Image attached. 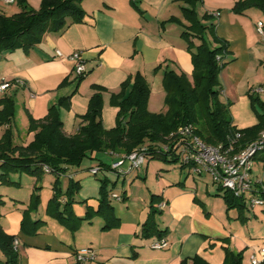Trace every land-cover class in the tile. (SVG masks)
Listing matches in <instances>:
<instances>
[{
    "label": "crops",
    "instance_id": "crops-1",
    "mask_svg": "<svg viewBox=\"0 0 264 264\" xmlns=\"http://www.w3.org/2000/svg\"><path fill=\"white\" fill-rule=\"evenodd\" d=\"M25 1L30 8L38 10L42 0ZM236 1L198 0L194 7L197 19L205 26H212L205 33L212 46L216 45L211 33L228 45V54L223 56L227 64L219 74V82L221 93L232 104L246 99L245 94L252 85H264V41L256 32V23L262 22L263 15L254 9L241 15L233 13ZM187 7L184 0H136L135 5L132 0H83L84 16L80 22L71 23L68 18L66 29L46 33L40 44L28 52L20 49L1 52L0 82L13 85L0 91V100L10 97L14 101V119L10 126L14 144L30 143L34 133L27 132L28 118L44 119L48 109L66 96L71 97L70 108L60 111L65 135L77 132L82 122L80 116L86 113L88 102L96 93L102 97V125L105 129L113 128L118 109L111 106V96L118 94L122 84L137 73L150 88L148 110L157 113L153 109V95L164 96V73L173 71L189 77L192 74L191 56L180 37L182 30L190 27L183 14V8ZM19 11L16 1L9 5L0 1V15L10 17ZM214 13L218 15L213 16ZM193 42L199 44L197 40ZM56 50L64 56L80 52L86 76L79 80L73 73L74 63L57 59ZM250 70L254 73L249 74ZM91 86L104 90L100 92ZM3 130L0 128V138ZM263 156L253 163L252 178L264 187ZM94 157L106 165L111 162L107 154ZM184 170L185 174L176 178L148 175L147 167L144 175L137 171L125 177H113L109 172L102 173L99 179L97 175L82 178L66 175L67 182L72 180L80 185L79 198L74 197L72 205V212L78 218L85 216L87 208L97 210L100 181L107 180L113 189L108 200L118 219V225L110 229L103 228L104 220L98 216L81 222L75 232L53 219L55 232L46 234L40 230L34 236H27L20 233L22 213L19 212L10 216L2 229L17 236L19 264H76L74 253L82 248L94 250L96 259L92 264H180L190 262L195 256L209 264H222L226 252L240 255L241 264H250L249 257L264 248V207L228 208L224 193L209 176ZM56 179L54 176L53 184ZM119 182L121 192L115 193ZM112 193L122 200H113ZM153 195L157 196L155 208L160 202L166 204L155 217L157 229L166 232L162 238L167 240L168 247L163 250L149 248L151 241L158 238L140 236ZM47 203L41 202L38 208ZM38 211L32 218L42 220ZM48 220V217L43 220L45 225Z\"/></svg>",
    "mask_w": 264,
    "mask_h": 264
},
{
    "label": "trees",
    "instance_id": "trees-1",
    "mask_svg": "<svg viewBox=\"0 0 264 264\" xmlns=\"http://www.w3.org/2000/svg\"><path fill=\"white\" fill-rule=\"evenodd\" d=\"M83 0H42L38 10L28 6L25 0H16L20 11L10 17L0 15V53L23 50L28 52L40 44L43 36L50 32H60L68 27L67 19L71 23H78L84 16ZM136 0H132L135 5ZM188 5L183 8L185 18L190 27L182 30L180 37L186 43V50L191 56V80L181 73L167 71L163 75L162 87L165 93L166 113L155 114L148 110L150 88L142 75L137 73L127 79L121 91L111 96V106L118 109L116 127L111 130L104 129L102 125V97L96 93L88 102L87 111L83 116L81 125L72 136L63 132V122L60 117L61 109L70 108V96L61 98L52 105L44 119L35 121L28 118V132H33V140L26 146L15 145L10 126L14 119V101L10 97L0 100V128L3 134L0 138V184H15L9 179L10 172H20L39 177L44 173L43 168L48 167L50 174L57 179L53 184V194L49 199L45 214L55 219L60 225L71 232L78 230L81 222L89 221L94 216L104 220V229L118 225L113 208L108 200L107 180H101L99 191V204L96 211L86 209L83 218L76 217L72 212L74 195L80 190L78 182L69 180L67 189L62 192L58 188L59 178L68 168L79 167L86 159L97 161L100 167L106 166L96 154L112 152L116 155H127L133 150L147 147L148 159H156L165 163H177V159L154 149L165 142V137L181 126L191 125L204 143L223 147L232 144L235 151L244 148L255 140L264 131V103H259L260 111L255 110L254 100L251 106L257 118V124L251 128L238 130L233 124L227 105L220 102L221 86L219 74L227 63L223 56L228 54V45L211 33L212 44L206 39L207 30L212 26H205L197 19L194 7L198 0H184ZM254 9L261 12L264 17V0H237L232 8L233 13L241 15L245 11ZM204 19L209 17L204 16ZM197 40L199 44H195ZM82 80V79H79ZM98 91L104 89L92 86ZM126 89H129L126 91ZM239 134V138L236 135ZM260 153L254 157L258 159ZM264 155V154H263ZM262 156V155H261ZM264 161V156L261 158ZM64 198V202L60 199ZM264 199V191L261 193ZM157 196H151V205L146 221L141 225L142 238H162L166 232L157 229L155 217L158 214L154 204ZM224 201L228 208L244 209L240 200L230 193H224ZM4 204L0 195V207ZM40 196L33 194L28 209L23 212L20 221V233L34 236L44 221L30 220L29 212L37 211ZM16 235L7 234L0 225V264H19V254L13 246ZM180 264H209L199 256H195ZM222 264H241L240 255L226 252ZM264 264V262H263Z\"/></svg>",
    "mask_w": 264,
    "mask_h": 264
},
{
    "label": "built area",
    "instance_id": "built-area-1",
    "mask_svg": "<svg viewBox=\"0 0 264 264\" xmlns=\"http://www.w3.org/2000/svg\"><path fill=\"white\" fill-rule=\"evenodd\" d=\"M4 4H13L16 0H0ZM214 13L213 16H217ZM256 32L264 41V23H256ZM55 57L60 60H70L74 63L73 73L77 78H84L87 74L85 62L80 52H73L64 56L59 50L55 51ZM11 82L1 81L0 91L4 92L12 87ZM20 86L23 83H19ZM258 89L257 91H262ZM239 134L236 138H239ZM165 142L158 147H153L158 151L172 156L180 163V167L187 169L194 175H207L212 183L216 185L223 193H230L235 199L240 200L243 205L249 209L263 208L264 199L261 193L264 187L252 178V166L254 157L264 149V131L258 136V139L249 143L239 151H235L232 144L226 147L222 145L212 146L204 143L195 135V130L191 125L179 127L174 132L165 137ZM147 145L133 150L127 155H116L112 152L107 153L111 157V162L104 166H95L89 169V174L96 176L99 173H112L116 177H125L131 173L137 172L148 159ZM125 167V168H124ZM44 172L49 173L48 167L43 168ZM115 201H121L122 198L112 193L110 196ZM166 207L164 202L157 205V210L162 211ZM13 246L18 248V240H14ZM168 247L165 238L153 239L149 245L152 250H163ZM76 264H92L95 262L96 254L91 248H82L74 253ZM250 264H263L264 248L258 253L249 257Z\"/></svg>",
    "mask_w": 264,
    "mask_h": 264
},
{
    "label": "rangeland",
    "instance_id": "rangeland-1",
    "mask_svg": "<svg viewBox=\"0 0 264 264\" xmlns=\"http://www.w3.org/2000/svg\"><path fill=\"white\" fill-rule=\"evenodd\" d=\"M262 22L264 23V17L261 18ZM254 71L250 70L249 74H253ZM189 80H191V76H187ZM253 84V83H252ZM92 89H94L91 86ZM258 89H263L262 91H257ZM154 97V105L153 109L157 110V113L155 114H165L167 109L165 105V94L162 97L160 94L153 95ZM246 99H243V101L232 104L231 101L227 103V99L223 96V94L220 95L219 100L224 105L228 106L229 114L233 120V124L236 126L238 130H244L247 128H251L257 124V118L255 115V112L251 106V99L254 101V108L255 110L260 111L259 103H264V85L261 83L254 84L250 87L249 90H247L245 94ZM150 98V96H149ZM162 99V100H161ZM149 101V99H148ZM118 113V111H117ZM117 116V114H116ZM253 119L251 123H248L251 118ZM253 122V123H252ZM248 124V125H247ZM252 124V125H249ZM19 124H17V127ZM116 127L115 126L113 128ZM111 128V129H113ZM105 129V128H104ZM106 129V130H111ZM22 131V130H21ZM28 132V129H27ZM21 133V132H20ZM29 133V132H28ZM74 135V134H73ZM259 136V135H258ZM258 137L255 139L257 140ZM253 140V141H255ZM252 141V142H253ZM251 143V142H250ZM29 144V143H28ZM249 144V143H248ZM247 144V145H248ZM246 145V146H247ZM245 146V147H246ZM264 153H260L259 155H263ZM255 162V161H254ZM96 161L86 159L82 162V164L79 167H70L64 174L65 176H61L58 183V188L61 189V191L64 189L66 190L68 187V182L66 180V175L72 174V175H79V177H83V175L88 176L89 169L95 167ZM145 167H147L148 175H170V178H176L180 175L185 174V170H179L180 163H165L160 160L151 159V160H145V164L143 167H141L138 172L141 173V175H144ZM125 168V167H124ZM9 179L14 182L13 185H6V184H0V195L2 196V199L4 201V204L0 207V225L2 227V224H5L7 219L10 218V216L18 215L16 213H22L28 209L30 198L33 194H37L40 196V203L44 201L48 202V200L52 197L53 194V181H54V175L50 173H42V175L39 177H34L32 175L26 174V173H20V172H10ZM102 173H99L97 175V178L102 176ZM113 176V174H108ZM114 177V176H113ZM96 178V179H97ZM99 179V178H98ZM67 182V183H66ZM121 182V181H120ZM118 183V186L115 188V193L121 192V183ZM64 186H66L64 188ZM82 183H81V191H82ZM111 189V186L108 185V190ZM80 190L74 195L75 198H79ZM62 198V197H61ZM42 207V208H41ZM39 210L37 213L42 217V220H45L46 214V206L42 205L37 208ZM36 211L29 212L30 214V220L34 221L35 219L32 218V214H34ZM50 222H48V225L44 224L40 225V228L38 229V232L41 230V233L45 230L46 234H51V232H55L54 229H52V222L53 218L48 217ZM48 220V221H49ZM55 220V219H54ZM62 226V225H61ZM64 227V226H63ZM65 228V227H64ZM37 232V233H38ZM8 234V233H7Z\"/></svg>",
    "mask_w": 264,
    "mask_h": 264
}]
</instances>
